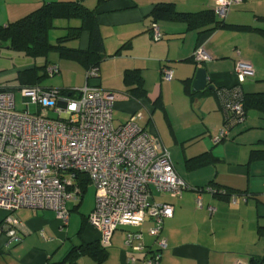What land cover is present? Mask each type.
I'll return each instance as SVG.
<instances>
[{
  "label": "crops",
  "instance_id": "1",
  "mask_svg": "<svg viewBox=\"0 0 264 264\" xmlns=\"http://www.w3.org/2000/svg\"><path fill=\"white\" fill-rule=\"evenodd\" d=\"M55 1L76 0H0V24L6 25ZM79 1L93 10L103 41L98 78L87 80V70L81 62L50 50L48 55H56L45 57L43 64H58L59 78L43 85L44 78L38 85L74 94L86 83H94L120 93L113 110L116 125L134 112H143L140 124L161 139L177 175L189 187L180 197L153 191L152 200L173 205L172 217L163 224L167 248L161 252L160 264H235L237 260L251 264L253 258L264 260V112L249 108L244 121L231 126L222 141L212 140L225 121L217 90L238 83V60L249 61L254 67V75L240 84L242 92H264V0H242L232 5L224 20L226 26L215 30H208L212 24H205L202 18L193 21L192 26L184 20H159V40H154L150 31L155 5L170 3L178 12L199 14L213 10V0ZM80 25L77 18H55L47 39L56 44L70 27ZM64 44L87 49L89 33L83 30L78 38ZM198 47L210 55L200 64L193 61ZM16 54L32 58L7 45L0 46V62L14 56L17 63L25 60ZM36 63L30 61L23 67L39 66ZM164 66L172 69L171 80H163ZM3 67L0 64V69ZM198 67L206 69L214 90L193 91ZM127 70L138 71L146 92L144 98L127 96ZM0 88L12 90L3 84ZM253 151H259L256 159L251 158ZM78 183L81 195L66 203L69 217L64 227L51 209L23 207L14 212L20 240L11 246L6 235L0 233V264H70L73 249L98 241V232L87 221L94 207V202L84 203L88 184L82 190ZM206 186L227 192L219 195L204 190L200 194L202 207L198 208L195 189ZM72 211L78 215H72ZM5 215L0 210V222ZM150 226L147 219L143 234L145 243L152 246ZM126 231L119 227L113 232L112 245L106 248V256L99 264H140L128 262ZM72 264L98 263L83 254Z\"/></svg>",
  "mask_w": 264,
  "mask_h": 264
},
{
  "label": "built area",
  "instance_id": "2",
  "mask_svg": "<svg viewBox=\"0 0 264 264\" xmlns=\"http://www.w3.org/2000/svg\"><path fill=\"white\" fill-rule=\"evenodd\" d=\"M241 1L213 0L216 18L224 21L232 5ZM150 31L154 40L161 39L157 22L152 23ZM209 59L203 47L193 52L197 64ZM235 72L238 83L217 90L225 121L212 138L214 143L222 141L229 128L246 117L240 84L254 75V67L240 59ZM45 73L59 74L60 67L50 63ZM161 74L165 81L173 77L168 66L161 69ZM98 75L97 67L86 71V78L96 79ZM19 90L28 107L25 112L15 109L13 90L0 88V210L6 213L0 233L6 235L7 242L20 240L13 217L19 208L51 209L60 225L66 226V203L79 199V175L84 174L95 190L87 221L98 232L100 246L110 247L113 232L123 227L127 229L124 244L128 262L160 264L161 252L167 248L163 224L172 217L173 205L152 200L153 191L180 197L189 187L177 175L161 139L140 124L143 115L134 112L125 122L114 124L113 110L120 93L94 83H86L74 94L38 84ZM48 111H54L57 117H49ZM204 190L224 193L212 186L196 188L198 208L202 207L200 194ZM147 219L152 246L144 240ZM235 264L249 263L237 260Z\"/></svg>",
  "mask_w": 264,
  "mask_h": 264
},
{
  "label": "trees",
  "instance_id": "3",
  "mask_svg": "<svg viewBox=\"0 0 264 264\" xmlns=\"http://www.w3.org/2000/svg\"><path fill=\"white\" fill-rule=\"evenodd\" d=\"M151 16L153 18L152 22H159V20L162 19L172 18L175 20H184L190 26H192L193 21L202 18L206 20L205 24H212L208 30H215L226 26L225 21L216 18L213 10H207L199 14L178 12L170 3L155 5L151 12ZM55 18H77L81 20V25L79 27H70L64 36L57 39L56 44H50L47 39V31L51 27L52 20ZM83 30L89 33V45L87 49L71 48L64 44L67 40L78 38ZM2 45H7L9 48L33 58H45L50 50H56L61 57H70L78 60L86 67V70L91 67L98 68V62L101 58L100 52L103 50V41L99 33L94 12L85 7L79 0L45 3L31 13L15 21L6 25L0 24V46ZM47 65L48 63H44L43 65H35L22 70L18 74L20 85L39 84V82L47 77L45 73ZM124 75L125 83L130 86L127 91V96L137 99L144 98L146 92L138 71L127 70ZM87 80H89V78H87ZM242 101L245 112L249 108H256L264 112V92L252 94H245L242 92ZM257 154H259V151H253L251 158L256 159L258 156ZM79 181L82 190L84 186L89 183L88 178L84 174L79 175ZM226 192L227 191L224 190L223 194ZM83 254L91 256L99 264L106 256V248L101 247L98 241L78 246L71 251L70 264ZM250 262L251 264H261L264 260L253 258Z\"/></svg>",
  "mask_w": 264,
  "mask_h": 264
},
{
  "label": "rangeland",
  "instance_id": "4",
  "mask_svg": "<svg viewBox=\"0 0 264 264\" xmlns=\"http://www.w3.org/2000/svg\"><path fill=\"white\" fill-rule=\"evenodd\" d=\"M16 55H19V54H16ZM55 55L56 54L51 53L47 56L55 57ZM19 57L21 59H25V60H21V63H20V61H18V63H17L15 56L13 58H4L1 60L0 64H1V66H4V67L0 69V84H3L5 86H9L12 88V90L14 91L15 109L19 112H25V111H27L28 107L25 103V99L22 97V94L19 90L21 85H20V81L18 78V74L22 70L28 68V67H23V66H29L30 61H31V64L34 61H36L37 62L36 64L41 65V64H43L45 58L44 57H37L34 59L33 57L27 58V57H24L22 55H19ZM24 61H26V62L24 63ZM16 64H18V65H16ZM249 77H251V76H249ZM57 78H59V74H56L53 76H47V77H45V81L43 82V85H47L52 80H56ZM137 112H140V111H137ZM140 113L143 114L142 111ZM144 113H146V112H144ZM48 115H49V117L56 118L58 114L51 112V111L50 112L48 111ZM146 115L148 116L147 113H146ZM236 125H238V124H236ZM223 127H224V124L221 126V128H223ZM87 187L88 188H87V192L85 193L84 203L85 204H91L89 202H94V200H95L94 187L91 183H88ZM71 214L72 215H78V213L75 211H72Z\"/></svg>",
  "mask_w": 264,
  "mask_h": 264
},
{
  "label": "water",
  "instance_id": "5",
  "mask_svg": "<svg viewBox=\"0 0 264 264\" xmlns=\"http://www.w3.org/2000/svg\"><path fill=\"white\" fill-rule=\"evenodd\" d=\"M192 88H193V91H201L204 89H211V90L215 89L214 85L209 84L208 75L204 67L197 68ZM15 244L16 242L12 243L11 246Z\"/></svg>",
  "mask_w": 264,
  "mask_h": 264
}]
</instances>
